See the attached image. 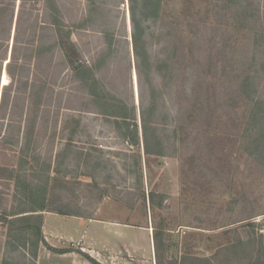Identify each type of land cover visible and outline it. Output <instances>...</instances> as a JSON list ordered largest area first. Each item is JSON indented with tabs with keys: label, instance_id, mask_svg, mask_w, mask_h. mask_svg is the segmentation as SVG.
<instances>
[{
	"label": "rangeland",
	"instance_id": "1",
	"mask_svg": "<svg viewBox=\"0 0 264 264\" xmlns=\"http://www.w3.org/2000/svg\"><path fill=\"white\" fill-rule=\"evenodd\" d=\"M129 8L130 0H0V167L49 173L50 207L66 212L43 211L35 259L33 234L0 222V264H156L155 225L165 227L164 264L185 252L212 264H264V0H160L145 42L153 64L175 55L178 73L166 86L165 72L152 75L163 94L147 125L161 155L142 147ZM191 32L196 68L184 73L180 38ZM74 65L92 67L112 103L135 108L140 147L99 113ZM1 174L0 205L10 209L14 188Z\"/></svg>",
	"mask_w": 264,
	"mask_h": 264
},
{
	"label": "trees",
	"instance_id": "2",
	"mask_svg": "<svg viewBox=\"0 0 264 264\" xmlns=\"http://www.w3.org/2000/svg\"><path fill=\"white\" fill-rule=\"evenodd\" d=\"M130 20L132 24V46H133V54L135 56V69L137 73L138 84L137 88L141 97L140 104V117L142 122L141 135H142V147L144 153L146 154H157L161 155V151L153 152L151 149H163V143L161 140L157 139V131L155 127H151L147 125L149 117L156 112L157 110V98L162 96V92H158V86L154 85L152 81V75L154 70L162 73V78L167 80L165 86L168 85L171 81L176 80L178 78V73L175 69V61H177V57L166 56L161 58L158 63L153 64L151 60V54L148 51L147 44L145 42V34L147 29V23L156 22L159 19V11H160V0H130ZM55 24H57V36L58 43L62 48H66L69 45H72L69 40V34H65L62 29L59 27V20L55 17ZM182 34V33H181ZM191 37L180 38V43H182V57L184 52L188 51L191 46L195 43L194 33L191 32ZM188 43V44H186ZM189 53V60H186L187 68L184 69V73L187 69L195 70L196 59L191 51ZM176 54V53H174ZM177 55V54H176ZM185 61V59L183 60ZM74 70L77 72H85L86 76H82V81L88 85L89 81L91 83L90 86V94L94 96V100L101 107L99 113L108 117L112 116L115 118V125L117 129L121 132V136L129 142L131 145H135L140 147V138L137 127V119L134 107H128L125 102H118L117 104L106 95L97 92V80L93 74V68L87 67L83 65H74ZM197 107V99L194 97V102L191 106V115L192 111H195ZM255 114V113H254ZM253 118V117H252ZM124 130V132L122 131ZM180 130H183L182 125H175L173 127V133L175 135L178 134ZM32 130H28V134L25 135L24 146L21 147L22 153L30 148L32 142ZM151 136H156L157 139L155 143L152 145L150 142ZM264 137V131L258 134V139ZM257 141V139H256ZM29 156V155H26ZM26 156H22L21 166L27 163ZM45 163V162H44ZM47 167V168H46ZM45 169H50V164L45 163L43 166ZM7 174V180L12 183L14 192L12 194V198L16 201V206H10L8 209L5 206L0 205V222L3 225L7 226L9 232L18 231L20 233H29L33 234L34 240L31 241L32 249L28 253L32 256V258L37 257L38 246L40 242H44L42 237L41 228H42V219H43V211L50 210L58 213H65L63 206L51 208V202L49 198V193L53 189V185L50 182L49 173L45 174L43 177L39 174H36L35 171H32L30 174L23 172L19 169H8L0 167V176L3 175L1 173ZM155 193H149V203L150 210L152 215L154 216L155 206L153 203V198ZM162 197V196H161ZM165 227L155 225L153 228V239L155 246V254H156V264H164L162 259H159V250L163 248L160 243V235L163 234V230ZM23 245L26 246V243ZM261 248L264 249V243L261 242ZM50 250L63 253L66 252L63 249H55L52 247H48ZM158 257V258H157ZM199 262L200 264H212V259L207 257H195L193 255L188 254V252L183 253L180 257L171 258L166 264H189L190 262ZM31 264H34L32 262ZM230 264V263H228ZM263 264V262L261 263Z\"/></svg>",
	"mask_w": 264,
	"mask_h": 264
},
{
	"label": "bare ground",
	"instance_id": "3",
	"mask_svg": "<svg viewBox=\"0 0 264 264\" xmlns=\"http://www.w3.org/2000/svg\"><path fill=\"white\" fill-rule=\"evenodd\" d=\"M128 26L130 27V19L128 16ZM133 78H134V90L136 91V96L138 95V91H137V78H136V73L135 71L133 72Z\"/></svg>",
	"mask_w": 264,
	"mask_h": 264
},
{
	"label": "crops",
	"instance_id": "4",
	"mask_svg": "<svg viewBox=\"0 0 264 264\" xmlns=\"http://www.w3.org/2000/svg\"><path fill=\"white\" fill-rule=\"evenodd\" d=\"M85 232L87 233V231L85 230Z\"/></svg>",
	"mask_w": 264,
	"mask_h": 264
}]
</instances>
